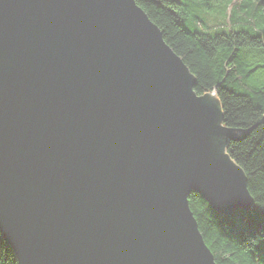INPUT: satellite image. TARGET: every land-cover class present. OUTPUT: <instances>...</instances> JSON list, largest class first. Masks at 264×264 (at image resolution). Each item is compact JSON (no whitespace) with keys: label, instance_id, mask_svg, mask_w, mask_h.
<instances>
[{"label":"water","instance_id":"95a60500","mask_svg":"<svg viewBox=\"0 0 264 264\" xmlns=\"http://www.w3.org/2000/svg\"><path fill=\"white\" fill-rule=\"evenodd\" d=\"M136 0H0V233L18 264H217L189 204L254 206L236 131Z\"/></svg>","mask_w":264,"mask_h":264},{"label":"trees","instance_id":"16d2710c","mask_svg":"<svg viewBox=\"0 0 264 264\" xmlns=\"http://www.w3.org/2000/svg\"><path fill=\"white\" fill-rule=\"evenodd\" d=\"M162 30L166 43L194 75L198 95L216 93L224 125L239 137L230 140L229 156L243 169L254 206L233 215L218 214L198 194L189 204L201 234L217 264H264V83L254 84V75L264 70V29H257L264 17V0H236L233 25L248 24L251 30L210 34L189 23L181 0H136ZM255 1V3H253ZM253 51L254 62L243 52ZM0 264H18L12 248L0 233Z\"/></svg>","mask_w":264,"mask_h":264},{"label":"rangeland","instance_id":"374dc122","mask_svg":"<svg viewBox=\"0 0 264 264\" xmlns=\"http://www.w3.org/2000/svg\"><path fill=\"white\" fill-rule=\"evenodd\" d=\"M188 12L189 23H198L199 28L204 32L210 34H219L221 32L251 30L247 24L233 25L234 18L241 16L239 14H232L233 4L236 0H181ZM249 7L245 11L251 12V0H247ZM255 3V1H253ZM257 29H264V17H258L255 23ZM246 60L255 61L253 58V51L246 49L243 52ZM254 84L260 85L264 83V70L259 69L258 73L254 75Z\"/></svg>","mask_w":264,"mask_h":264}]
</instances>
